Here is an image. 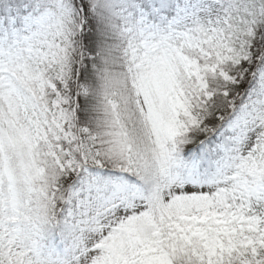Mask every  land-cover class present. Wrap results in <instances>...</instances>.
Wrapping results in <instances>:
<instances>
[{"label": "snow or ice", "instance_id": "obj_1", "mask_svg": "<svg viewBox=\"0 0 264 264\" xmlns=\"http://www.w3.org/2000/svg\"><path fill=\"white\" fill-rule=\"evenodd\" d=\"M0 264H264V0H0Z\"/></svg>", "mask_w": 264, "mask_h": 264}]
</instances>
